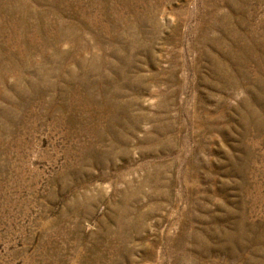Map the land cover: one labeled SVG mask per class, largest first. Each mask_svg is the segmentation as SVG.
Returning a JSON list of instances; mask_svg holds the SVG:
<instances>
[{"label":"rangeland","instance_id":"rangeland-1","mask_svg":"<svg viewBox=\"0 0 264 264\" xmlns=\"http://www.w3.org/2000/svg\"><path fill=\"white\" fill-rule=\"evenodd\" d=\"M0 264H264V0H0Z\"/></svg>","mask_w":264,"mask_h":264}]
</instances>
